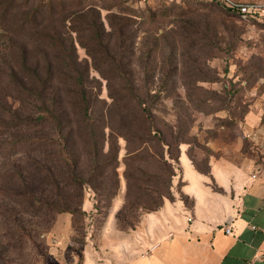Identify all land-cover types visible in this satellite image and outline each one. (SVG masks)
<instances>
[{"label": "trees", "instance_id": "1", "mask_svg": "<svg viewBox=\"0 0 264 264\" xmlns=\"http://www.w3.org/2000/svg\"><path fill=\"white\" fill-rule=\"evenodd\" d=\"M109 1L0 0V42H6L1 58L9 57L0 67V127L14 122L0 156L10 159L22 153L26 157L17 161L24 165H17L15 174L22 170L32 176L11 182L9 208L0 203V217L10 226L16 215H24L47 230L55 215L66 213L72 229L73 216L85 217L86 185L94 195L93 212L98 213L102 201L108 208L118 189L119 138L126 142L125 195L114 215L116 227L134 229L144 213L174 198L172 180L180 172L185 140L179 128L174 131L168 122L161 127L156 121L148 99L156 98L158 90L142 91L131 80H120L133 73L131 67L113 63L126 50L134 55L131 45H124L129 13ZM206 1L240 19L264 23L263 14L246 18L222 1ZM102 11L107 12L106 25ZM76 43L91 65L78 59ZM90 67L106 81V99L93 84ZM187 156L198 172L209 173V165L200 168L190 152ZM136 164L152 165V174L147 178ZM5 192L0 187V195Z\"/></svg>", "mask_w": 264, "mask_h": 264}, {"label": "rangeland", "instance_id": "2", "mask_svg": "<svg viewBox=\"0 0 264 264\" xmlns=\"http://www.w3.org/2000/svg\"><path fill=\"white\" fill-rule=\"evenodd\" d=\"M109 2L119 9L125 7L124 11L129 13L124 45H131L134 55L126 54V50L113 63L131 67L133 73L120 80H131L142 91L151 87L160 92L148 103L153 105V114L161 127L166 121L174 131L181 130L185 140L179 156L183 178L190 176L188 152L200 168H206L209 160L219 156L240 155L235 147L243 136L246 114L264 110V23L240 19L206 0ZM106 13L102 11L105 25ZM5 43L0 42V67L9 62V57L1 58ZM76 53L79 60L87 59L91 65L77 43ZM89 72L93 84L100 87V97L106 99V81L91 67ZM3 73L0 71V79ZM124 120L122 115L119 124ZM13 124L8 121L7 126L0 127V145L11 139ZM118 143V189L109 207L103 208L102 201L98 213L93 212L94 195L86 185L82 205L85 217L73 216L72 229L70 214L66 213L55 215L47 230L28 216L16 215L11 226L0 217L1 264H67L69 259L81 257L87 240L97 246L104 222L113 221L119 199L123 201L125 195L126 142L119 138ZM21 154L18 152L10 159L0 156V187L6 190L5 195H0V203L4 205H11L7 202L12 196L7 190L11 182L32 177L22 170L15 174L17 165H24L17 161L26 157ZM151 167H141L147 178L152 174ZM6 205L4 208H9ZM109 252H115L114 246L108 248Z\"/></svg>", "mask_w": 264, "mask_h": 264}, {"label": "crops", "instance_id": "3", "mask_svg": "<svg viewBox=\"0 0 264 264\" xmlns=\"http://www.w3.org/2000/svg\"><path fill=\"white\" fill-rule=\"evenodd\" d=\"M242 134L235 147L240 155L209 160L208 174L187 156L189 179L180 167L173 200L144 213L134 229H118L115 218L104 222L97 246L84 243L82 264H264V110L246 114Z\"/></svg>", "mask_w": 264, "mask_h": 264}, {"label": "built area", "instance_id": "4", "mask_svg": "<svg viewBox=\"0 0 264 264\" xmlns=\"http://www.w3.org/2000/svg\"><path fill=\"white\" fill-rule=\"evenodd\" d=\"M222 3L230 7L231 9L237 10L243 17H253L258 18L259 14L264 15V4H259L256 2H239L236 0H219ZM224 231L226 234L230 233L229 227H225ZM246 264H252L251 262H247Z\"/></svg>", "mask_w": 264, "mask_h": 264}]
</instances>
